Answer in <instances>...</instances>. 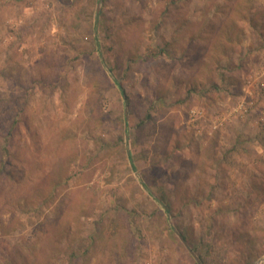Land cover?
Instances as JSON below:
<instances>
[{"label": "rangeland", "instance_id": "obj_1", "mask_svg": "<svg viewBox=\"0 0 264 264\" xmlns=\"http://www.w3.org/2000/svg\"><path fill=\"white\" fill-rule=\"evenodd\" d=\"M0 151V264H264V0H0Z\"/></svg>", "mask_w": 264, "mask_h": 264}, {"label": "trees", "instance_id": "obj_2", "mask_svg": "<svg viewBox=\"0 0 264 264\" xmlns=\"http://www.w3.org/2000/svg\"><path fill=\"white\" fill-rule=\"evenodd\" d=\"M125 101H127V97L125 96ZM5 156L6 155H2L1 151H0V173L4 172L5 169H6V161H5ZM184 235V234H183ZM184 239H186L184 237ZM195 249L197 250V248L195 247L194 248V252H195ZM199 260L204 264L206 263L205 260L203 259L202 255H199ZM195 264H199L197 261H195Z\"/></svg>", "mask_w": 264, "mask_h": 264}]
</instances>
